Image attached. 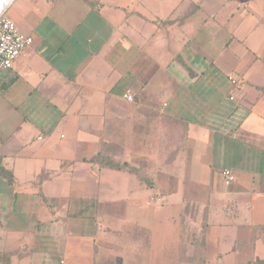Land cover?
<instances>
[{"label": "crops", "instance_id": "0c3cea01", "mask_svg": "<svg viewBox=\"0 0 264 264\" xmlns=\"http://www.w3.org/2000/svg\"><path fill=\"white\" fill-rule=\"evenodd\" d=\"M11 11L34 44L0 77V264H118L167 212L187 225L176 264H264V0ZM104 152L145 181L102 169Z\"/></svg>", "mask_w": 264, "mask_h": 264}, {"label": "rangeland", "instance_id": "374dc122", "mask_svg": "<svg viewBox=\"0 0 264 264\" xmlns=\"http://www.w3.org/2000/svg\"><path fill=\"white\" fill-rule=\"evenodd\" d=\"M13 12L11 11L10 13H8L7 18L11 20V16H12ZM105 153V152H104ZM106 157L109 156L110 157V153L106 152L104 154ZM201 191H203V188H199ZM205 198V197H204ZM212 198V197H211ZM212 217L210 219V223H218L220 221V211H219V206H220V199H216V198H212ZM187 212L189 214L194 213V215H196V211L193 212V208L189 207V210H186L185 215H188ZM202 212V211H201ZM198 212L199 217H200V222L201 220L203 221L204 219V215ZM173 216H175V212H173ZM187 216V217H188ZM198 216V215H197ZM232 217H230L231 219H233L234 222H238V219H236L234 217V215L231 212ZM186 217V216H185ZM164 220L161 221V223H158V220L155 221V231L153 233V238L151 236H149V240L146 239V236L143 237V235H137L136 236V240L139 239L140 245H141V251L140 248H136L135 250L138 251L133 255V257L130 259L128 257L127 258V253L124 249L125 245L123 242H120V247H119V252L126 254V256H122L121 259H117L122 261V258L125 262H120L118 264H176V261L174 260L175 258H177L180 253H182L181 249L177 246L178 244H176V239H177V235H174V233L176 231H180V232H184L185 228L187 227V225H185V228L183 230H179V228H177L176 226H174V224L172 225V215L171 212H167L164 215ZM244 218V217H242ZM187 222H189V218L186 219V221L183 223L187 224ZM205 222V221H204ZM193 227V228H192ZM190 226L189 229H196L194 228V226ZM157 230V231H156ZM186 233V231L184 232ZM183 237H186V235L184 234ZM138 241V240H137ZM100 247H103L102 244H100ZM133 250V251H135ZM212 249L209 250V254L211 255ZM114 258V257H112ZM207 258H209V256H207ZM99 259V263L98 264H108V263H113V264H117L114 263L113 260H107L106 257H98ZM126 259V260H125Z\"/></svg>", "mask_w": 264, "mask_h": 264}, {"label": "built area", "instance_id": "2783aa9c", "mask_svg": "<svg viewBox=\"0 0 264 264\" xmlns=\"http://www.w3.org/2000/svg\"><path fill=\"white\" fill-rule=\"evenodd\" d=\"M15 0H0V77L2 73L13 70L14 66L33 46L34 39L20 33L16 24L7 18V12ZM233 87L238 81L229 78ZM124 99L129 102L135 100V95L128 92ZM234 101V98H231ZM223 177L227 186L235 183L236 179L229 170H224Z\"/></svg>", "mask_w": 264, "mask_h": 264}, {"label": "trees", "instance_id": "16d2710c", "mask_svg": "<svg viewBox=\"0 0 264 264\" xmlns=\"http://www.w3.org/2000/svg\"><path fill=\"white\" fill-rule=\"evenodd\" d=\"M94 163H97L100 165L102 169L110 170V171H116V172H129L131 174L136 175L141 182H144L143 178H141L140 170L131 168L127 164H121L117 162L113 157L105 156L104 154H100L96 160H94ZM113 264V263H108ZM262 264V263H260Z\"/></svg>", "mask_w": 264, "mask_h": 264}]
</instances>
